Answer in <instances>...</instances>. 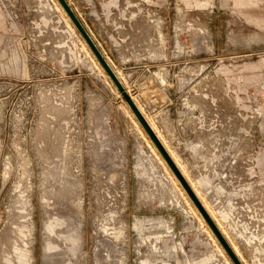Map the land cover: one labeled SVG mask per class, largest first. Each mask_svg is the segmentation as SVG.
Segmentation results:
<instances>
[{"label": "rangeland", "instance_id": "rangeland-1", "mask_svg": "<svg viewBox=\"0 0 264 264\" xmlns=\"http://www.w3.org/2000/svg\"><path fill=\"white\" fill-rule=\"evenodd\" d=\"M67 2L264 264V0ZM78 33L54 0H0V264H228Z\"/></svg>", "mask_w": 264, "mask_h": 264}, {"label": "water", "instance_id": "water-1", "mask_svg": "<svg viewBox=\"0 0 264 264\" xmlns=\"http://www.w3.org/2000/svg\"><path fill=\"white\" fill-rule=\"evenodd\" d=\"M58 1L61 4V6L63 7V9L65 10V12L67 13V15L69 16V18L71 19V21L73 22V24L75 25L77 31L80 33V35L83 37V39L87 42L88 46L90 47V49L92 50L94 55L96 56V58L98 59V61L100 62V64L104 68V70L106 71V73L109 75L110 79L113 81L114 85L116 86L118 91L121 93L124 100L128 103V105L130 106L131 110L133 111V113L135 114V116L137 117V119L139 120L141 125L143 126V128L146 130V132L148 133V135L150 136V138L152 139L154 144L157 146L160 153L162 154V156L164 157V159L166 160V162L168 163V165L170 166V168L172 169V171L174 172L176 177L179 179V181L181 182V184L183 185V187L185 188V190L189 194L190 198L193 200L196 207L198 208V210L201 212V214L203 215V217L207 221V223L210 226V228L212 229L213 233L218 238V240L220 241V243L222 244V246L224 247V249L226 250V252L230 256V258L234 262V264H242L240 262V260L237 258V256L235 255V253L233 252L232 248L230 247V245L228 244V242L226 241L224 236L219 231L216 224L213 222V220L210 218L208 213L205 211V209L203 208L202 204L200 203V201L198 200L196 195L193 193L189 184L184 179V177L182 176V174L178 170L177 166L175 165V163L173 162V160L171 159V157L169 156V154L167 153V151L165 150V148L163 147L161 142L158 140V138L156 137V135L154 134V132L150 128V126L147 123V121L145 120V118L140 113L139 109L137 108V106L133 102L131 96L127 93L123 84L120 82L117 75L115 74V72L113 71V69L111 68V66L109 65V63L107 62V60L105 59L103 54L101 53V51L98 49L97 45L92 40L91 36L85 30L81 21L79 20L77 15L74 13V11L70 7L67 0H58Z\"/></svg>", "mask_w": 264, "mask_h": 264}, {"label": "bare ground", "instance_id": "bare-ground-1", "mask_svg": "<svg viewBox=\"0 0 264 264\" xmlns=\"http://www.w3.org/2000/svg\"><path fill=\"white\" fill-rule=\"evenodd\" d=\"M54 2L56 3L57 7L59 8V10L65 15V17L67 18V20L69 21V23H71L72 28L77 30L75 25L73 24V22L71 21V19L69 18V16L67 15V13L65 12V10L63 9V7L61 6V4L59 3L58 0H54ZM79 34V33H78ZM83 39V37H82ZM83 44L84 46L87 48V51L89 52V54L91 55V57L94 59L95 63L99 66V68L101 70L104 71V73L108 76V78L110 79L109 75L106 73V71L104 70V68L102 67V65L100 64V62L98 61V59L96 58V56L94 55V53L92 52V50L90 49V47L88 46L87 42L83 39ZM118 77V75H117ZM119 79V77H118ZM120 80V79H119ZM110 81L112 82V84L114 85L113 81L110 79ZM121 82V81H120ZM122 83V82H121ZM114 87L116 88V86L114 85ZM125 88V87H124ZM117 89V88H116ZM125 90L128 93V90L125 88ZM118 91V90H117ZM118 93L121 95V93L118 91ZM129 94V93H128ZM133 100V102L135 103V105L137 106V108L139 109L140 113L142 114V116L145 118V120L147 121V123L149 124L150 128L152 129V131L154 132V134L156 135V137L158 138V140L161 142V144L163 145V147L165 148V150L167 151V153L169 154V156L171 157V159L173 160V162L175 163V165L177 166L178 170L180 171V173L182 174V176L184 177V179L187 181V183L189 184L190 188L192 189L193 193L196 195V197L198 198V200L200 201V203L202 204L203 208L205 209V211L208 213V215L210 216V218L213 220V222L216 224V226L218 227L219 231L221 232V234L224 236L225 233L224 231L221 229V226H219V224L216 222L214 216L212 215L211 211L209 210V208L207 207V205L203 202V200L201 199L199 193L197 192V190L193 187L192 183L189 182L185 171L183 170V168L181 167V164L179 163V161L175 158L174 154L172 153V151H170V149L168 148V146L166 145V143L163 141L162 137L159 135V133L157 132L155 126L151 123V121H149V119L144 115L142 109L139 107V105L137 104V102L135 101L134 97L129 94ZM122 97V96H121ZM128 107V111L130 116L132 117L133 121L135 122V124L137 125V127L139 128L141 134L144 136L145 140L148 142L151 150L153 151L154 155L158 158V160L160 161V163L163 165L164 169L166 170V172L168 173L169 177L172 179V181L174 182V184L176 185V187L178 188V190L180 191L181 195L183 196V198L186 200V202L188 203V205L191 207V210L194 212L195 216L198 218V220L201 222V224L203 225V228L205 229V231L210 235L211 239L213 240L214 244H216L220 251V253L225 257L226 261L228 262V264H234V262L232 261V259L230 258V256L228 255V253L226 252V250L224 249V247L222 246V244L220 243V241L218 240V238L215 236V234L213 233L212 229L210 228V226L208 225L207 221L205 220V218L203 217V215L201 214V212L198 210V208L196 207L195 203L193 202V200L190 198L189 194L187 193V191L185 190V188L183 187V185L181 184V182L179 181V179L176 177V175L174 174V172L172 171V169L170 168V166L168 165V163L166 162V160L164 159V157L162 156V154L160 153L159 149L157 148V146L154 144V142L152 141V139L150 138V136L148 135V133L146 132V130L143 128V126L141 125V123L139 122V120L137 119V117L135 116V114L133 113V111L131 110L130 106L128 105V103L126 101H124ZM224 233V234H223ZM224 238L226 239V241L228 242V244L230 245V247L232 248L233 252L235 253V255L237 256V258L240 260V262L242 264H245V262H243V260L241 259L239 253L237 252V250L235 249V247L230 243L229 239L226 238L224 236ZM228 239V240H227Z\"/></svg>", "mask_w": 264, "mask_h": 264}, {"label": "crops", "instance_id": "crops-1", "mask_svg": "<svg viewBox=\"0 0 264 264\" xmlns=\"http://www.w3.org/2000/svg\"><path fill=\"white\" fill-rule=\"evenodd\" d=\"M133 5V4H132ZM134 5H140V4H134ZM138 14V15H137ZM141 13H135V14H133V15H136V17L138 18L139 17V15H140ZM151 22V20H150V18H149V16H146L143 20H141V21H139V23L141 24V28L143 29L144 27H147V25H149V27H151L152 25V23H150ZM136 26V25H135ZM145 94L148 96V98L150 99V101H151V103L153 104V98H152V95H150V93L148 92H145ZM150 103V104H151ZM149 109H150V106H149ZM151 111V113H152V109L150 110ZM153 118H154V116H153ZM155 119V118H154ZM166 120L167 119H164V121H163V123L161 124V122L160 123H158L156 120V122L159 124V130H158V132H159V135L165 140V143L167 144V146L169 145L172 149H173V154H174V156H175V158L179 161V163L181 164V162H185V161H189L188 160V158H186L185 156H182V152L180 151V149H179V147H177V146H175V144H174V140H173V138H174V136H173V134H171L172 132H170V131H172V129L167 125V123H166ZM189 133V132H188ZM180 137H181V135H180ZM207 137V136H206ZM175 138H176V136H175ZM182 138V137H181ZM178 139V138H177ZM176 139V140H177ZM178 140H180V138L178 139ZM177 140V141H178ZM204 142L205 143H207L208 141H205L204 140ZM181 143V142H180ZM172 144V145H171ZM176 145H177V143H176ZM181 161V162H180ZM190 162V161H189ZM182 167V166H181ZM187 176V175H186ZM229 210H230V208H229ZM224 213V212H223ZM223 218H226L224 215L222 216ZM223 225H224V223H223ZM224 231V230H223ZM224 233H225V231H224ZM223 233V234H224ZM226 238L228 237L227 235H226V233H225V235H224ZM229 238V237H228ZM228 240V239H227Z\"/></svg>", "mask_w": 264, "mask_h": 264}]
</instances>
